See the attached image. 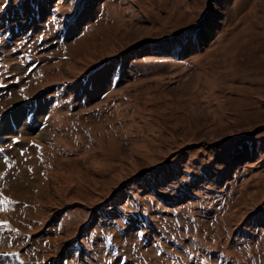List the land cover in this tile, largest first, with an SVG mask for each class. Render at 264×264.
Listing matches in <instances>:
<instances>
[{
    "label": "rangeland",
    "instance_id": "374dc122",
    "mask_svg": "<svg viewBox=\"0 0 264 264\" xmlns=\"http://www.w3.org/2000/svg\"><path fill=\"white\" fill-rule=\"evenodd\" d=\"M0 264H264V0H0Z\"/></svg>",
    "mask_w": 264,
    "mask_h": 264
},
{
    "label": "snow or ice",
    "instance_id": "6c2138e0",
    "mask_svg": "<svg viewBox=\"0 0 264 264\" xmlns=\"http://www.w3.org/2000/svg\"><path fill=\"white\" fill-rule=\"evenodd\" d=\"M7 198H5V200H6Z\"/></svg>",
    "mask_w": 264,
    "mask_h": 264
}]
</instances>
